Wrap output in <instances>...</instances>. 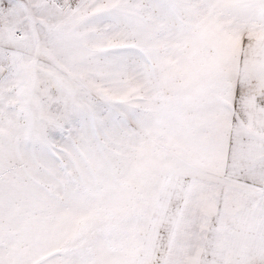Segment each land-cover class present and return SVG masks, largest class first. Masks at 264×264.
<instances>
[{"label": "snow or ice", "instance_id": "snow-or-ice-1", "mask_svg": "<svg viewBox=\"0 0 264 264\" xmlns=\"http://www.w3.org/2000/svg\"><path fill=\"white\" fill-rule=\"evenodd\" d=\"M0 264H264V0H0Z\"/></svg>", "mask_w": 264, "mask_h": 264}]
</instances>
